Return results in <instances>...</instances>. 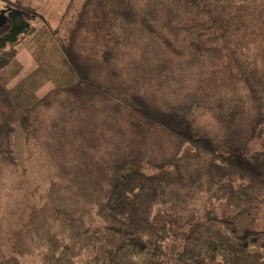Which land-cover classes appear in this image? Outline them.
Returning a JSON list of instances; mask_svg holds the SVG:
<instances>
[{
	"label": "trees",
	"instance_id": "1",
	"mask_svg": "<svg viewBox=\"0 0 264 264\" xmlns=\"http://www.w3.org/2000/svg\"><path fill=\"white\" fill-rule=\"evenodd\" d=\"M71 1L61 33L6 0L0 71L42 20L77 76L22 114L0 81V166L14 160L20 124L55 170L13 252L42 251L44 264H76L86 252L89 264H264V145L253 148L264 143V78L233 48L261 16L254 0ZM221 54L239 76L212 91L205 71ZM199 109L222 130V149L195 130ZM202 195L232 212L203 204L182 222Z\"/></svg>",
	"mask_w": 264,
	"mask_h": 264
},
{
	"label": "rangeland",
	"instance_id": "2",
	"mask_svg": "<svg viewBox=\"0 0 264 264\" xmlns=\"http://www.w3.org/2000/svg\"><path fill=\"white\" fill-rule=\"evenodd\" d=\"M36 8L49 21L52 28L59 32L69 20L68 6L71 0H21ZM83 0H72L79 6ZM252 8L261 16L255 15L251 32L239 39L233 47L241 60H246L249 69L258 78H264V0H254ZM250 4V5H251ZM12 7L6 0H0V26L6 22L7 13ZM69 18V19H68ZM50 26L36 20L33 29L19 43L15 59L0 71V81L13 98L18 113H25L46 91L53 87L70 86L77 76L61 51ZM233 45V46H234ZM212 61L205 71L206 86L215 91L239 76V68L230 57L221 54ZM205 70V69H204ZM194 128L209 133L219 148H223V132L210 114L199 109L193 116ZM49 120L43 121L47 128L42 130L43 137L48 134ZM42 139L29 137L20 124L12 136L14 160L3 161L0 166V264H44L42 251L32 255H19L12 250L13 234L30 220L44 203L48 187L55 178L53 164L49 161ZM264 145L262 141L253 148ZM203 204L214 207L221 214H229L232 208L224 202L211 201L207 196H195L194 203L184 211L180 218L190 211L200 213ZM186 213V214H185ZM199 214L189 216L197 218ZM256 227L261 229L262 221ZM90 255L84 253L76 264H89ZM214 264H225L222 258Z\"/></svg>",
	"mask_w": 264,
	"mask_h": 264
},
{
	"label": "bare ground",
	"instance_id": "3",
	"mask_svg": "<svg viewBox=\"0 0 264 264\" xmlns=\"http://www.w3.org/2000/svg\"><path fill=\"white\" fill-rule=\"evenodd\" d=\"M0 99H1V97H0ZM1 100H2V99H1ZM1 100H0V102H1ZM16 111H17V110H16ZM33 118H34V117H33ZM43 121H44V120H43ZM40 122H41V121H40ZM38 123H39V122H38ZM36 126H38V124H36ZM41 126H42V124H41ZM42 128H43V127H42ZM63 139H65V138H63ZM68 141H69V140H68ZM68 141H67V142H68ZM67 142H66V143H67Z\"/></svg>",
	"mask_w": 264,
	"mask_h": 264
}]
</instances>
